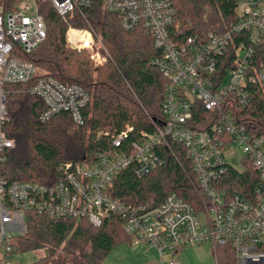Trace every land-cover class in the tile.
Segmentation results:
<instances>
[{
	"label": "built area",
	"instance_id": "2783aa9c",
	"mask_svg": "<svg viewBox=\"0 0 264 264\" xmlns=\"http://www.w3.org/2000/svg\"><path fill=\"white\" fill-rule=\"evenodd\" d=\"M98 1L123 30L143 32L159 51L151 64L166 80L160 120L150 118V131L135 133L127 126L112 136L106 151L62 164V176L53 183L8 182L1 167L15 142L4 131L5 85L28 84L41 75L26 60L47 38L41 6L50 5L64 20L78 11L87 21L84 11ZM174 20L173 0H0V264L12 254L14 231H25L27 212L86 219L94 227L109 214H119L124 233L156 248L160 264H179L164 258L203 244L212 247L215 257L218 247H229L234 264H264V134H255L236 115L250 104V87L264 89V0H239L236 20L220 35L184 38ZM94 36L92 27L69 26L66 42L75 50H92L98 65L108 56L100 52L101 42L95 50ZM29 93L48 108L41 121L64 111L76 125H85L83 111L91 97L82 87L40 77ZM201 110L206 114L196 119ZM130 133L135 137L129 142ZM234 147L241 152L239 168L228 158ZM166 150L174 156L184 152L193 171L185 184L198 192L197 203L176 193L158 204H126L113 198V180L120 172L132 168L138 178L149 175L165 164ZM249 166L257 175L253 191H230L226 179L231 169L244 173Z\"/></svg>",
	"mask_w": 264,
	"mask_h": 264
},
{
	"label": "trees",
	"instance_id": "16d2710c",
	"mask_svg": "<svg viewBox=\"0 0 264 264\" xmlns=\"http://www.w3.org/2000/svg\"><path fill=\"white\" fill-rule=\"evenodd\" d=\"M238 1L173 0V25L182 31L184 38L224 34L237 18ZM101 5L98 1L84 11L87 21L78 11L64 20L50 5L41 6L47 38L26 57L41 75L28 84L5 85L8 122L4 131L15 142V147L6 152L1 167L2 176L8 182L53 183L62 176L58 171L62 164L80 163L85 157L106 151L112 136L127 126L139 133L152 129L150 118L160 120L166 80L151 64L159 51L143 32L123 30L118 19L104 12ZM69 26L92 27L98 31L110 59L94 67L84 52L68 47L66 32ZM40 77L78 85L89 94L91 103L83 111L84 126L76 125L71 115L64 111L41 121V115L48 108L40 98L29 93ZM249 90L252 94L250 104L240 107L236 115L255 134H264V89L255 85ZM205 114L201 110L195 117ZM99 133L101 138H97ZM134 137L130 133L127 141ZM163 156L165 164L142 178H138L132 168L120 172L113 180V198L126 204H158L176 193L186 202L197 203L198 192L185 184L193 171L184 152L181 150L174 156L166 150ZM256 179L250 166L244 173L231 169L226 185L230 191L237 190L245 195L253 191ZM25 218V232L13 237L11 253L44 250V258L34 264H102L117 245L134 242L124 233V219L116 213L109 214L100 227L92 226L86 219H51L33 212H27ZM221 249L223 252L219 255ZM216 252L217 264H234V254L229 247H218Z\"/></svg>",
	"mask_w": 264,
	"mask_h": 264
},
{
	"label": "rangeland",
	"instance_id": "374dc122",
	"mask_svg": "<svg viewBox=\"0 0 264 264\" xmlns=\"http://www.w3.org/2000/svg\"><path fill=\"white\" fill-rule=\"evenodd\" d=\"M95 39V50L100 45V42L103 44V48H101L100 52L106 56H108L107 60L110 59V54L107 51L102 38L99 32H96ZM68 45V44H67ZM72 49V48H71ZM75 50V49H72ZM77 52H84L90 60L93 62L94 67L102 66L106 63L96 64L94 60L91 58L92 50H75ZM228 157L231 164L234 167L239 168L241 166L240 156L241 152L238 148ZM25 231L20 229L18 231H14V234H22ZM220 248V247H219ZM222 248V247H221ZM223 250H219L218 254L222 255ZM212 247L209 244H203L200 246H190L184 247L178 254H168L165 256V260H169L171 258L176 259L179 264H216V257L214 255ZM45 251H33L26 253H12L8 256L9 261L3 262L1 264H34L41 258H44ZM217 256V254H216ZM2 259V258H1ZM102 264H160V255L156 248L149 247L146 244L135 241L130 243H121L117 245L103 260Z\"/></svg>",
	"mask_w": 264,
	"mask_h": 264
},
{
	"label": "crops",
	"instance_id": "0c3cea01",
	"mask_svg": "<svg viewBox=\"0 0 264 264\" xmlns=\"http://www.w3.org/2000/svg\"><path fill=\"white\" fill-rule=\"evenodd\" d=\"M180 253V252H179Z\"/></svg>",
	"mask_w": 264,
	"mask_h": 264
}]
</instances>
